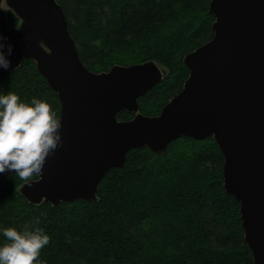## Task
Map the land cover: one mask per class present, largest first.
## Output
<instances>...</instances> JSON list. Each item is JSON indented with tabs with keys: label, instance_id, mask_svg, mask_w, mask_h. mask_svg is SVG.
Wrapping results in <instances>:
<instances>
[{
	"label": "trees",
	"instance_id": "16d2710c",
	"mask_svg": "<svg viewBox=\"0 0 264 264\" xmlns=\"http://www.w3.org/2000/svg\"><path fill=\"white\" fill-rule=\"evenodd\" d=\"M210 0H56L82 64L95 73L114 65L153 61L163 80L137 100L139 112L156 116L188 76L183 57L213 35ZM9 27L19 20L6 12ZM9 92L31 103L47 102L59 118L60 103L35 63L0 77ZM122 111L118 120H130ZM223 157L212 137H181L163 153L130 150L124 166L102 178L95 201L28 203L26 181L0 178V246L3 231L40 228L49 242L46 264H253L244 242L239 203L223 187ZM36 179V176L31 178ZM39 221L37 224L36 221Z\"/></svg>",
	"mask_w": 264,
	"mask_h": 264
},
{
	"label": "water",
	"instance_id": "95a60500",
	"mask_svg": "<svg viewBox=\"0 0 264 264\" xmlns=\"http://www.w3.org/2000/svg\"><path fill=\"white\" fill-rule=\"evenodd\" d=\"M2 1L0 34L12 55L0 77L30 59L60 103L62 145L20 195L33 205L95 201L104 175L123 167L130 150L160 154L181 137H212L252 262L264 264V0L209 1L212 38L183 57L181 90L152 117L138 112L137 100L163 79L155 62L89 71L56 0H4L17 27L8 26ZM122 111L133 117L118 120Z\"/></svg>",
	"mask_w": 264,
	"mask_h": 264
},
{
	"label": "clouds",
	"instance_id": "9594fccd",
	"mask_svg": "<svg viewBox=\"0 0 264 264\" xmlns=\"http://www.w3.org/2000/svg\"><path fill=\"white\" fill-rule=\"evenodd\" d=\"M6 40L0 34V68L4 70L10 67L7 57L12 55ZM61 127V119L47 102L36 98L21 102L12 92L0 95V173L15 170L23 181L42 178L47 158L62 145ZM3 236L8 242L0 246V264H46L39 260L40 250L49 242L42 229L26 227L18 232L9 227Z\"/></svg>",
	"mask_w": 264,
	"mask_h": 264
},
{
	"label": "rangeland",
	"instance_id": "374dc122",
	"mask_svg": "<svg viewBox=\"0 0 264 264\" xmlns=\"http://www.w3.org/2000/svg\"><path fill=\"white\" fill-rule=\"evenodd\" d=\"M2 8L5 10V12L8 11V8H7V6L5 5L4 0L2 1ZM162 75H163V77L165 76V71L162 72ZM150 117H152V116H150Z\"/></svg>",
	"mask_w": 264,
	"mask_h": 264
}]
</instances>
